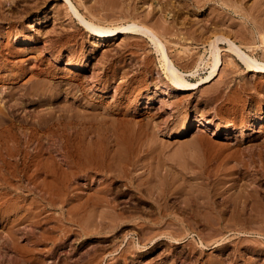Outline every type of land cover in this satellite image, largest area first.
<instances>
[{
    "label": "rangeland",
    "instance_id": "374dc122",
    "mask_svg": "<svg viewBox=\"0 0 264 264\" xmlns=\"http://www.w3.org/2000/svg\"><path fill=\"white\" fill-rule=\"evenodd\" d=\"M81 1L71 0L78 13V16L75 17L76 14L73 15L74 12L72 14L69 5L64 0H0V15L2 17H0V32L6 31L9 33L11 31L9 37L0 36V43H4L3 46L5 47L0 51V59H4L8 49L13 51V57L8 60V68L11 69L12 67V74L19 75V79L17 78L14 81L15 83L0 82V122L4 124L6 122L8 124H5L6 126L11 125L12 127L13 125L14 127L15 125L14 128L16 129L12 128L20 135L21 148L23 151L33 154L31 166L26 168V173L25 170L24 172L19 171V180L14 183V186L0 187V194H3L4 199L7 201L6 204L2 205V209H6V213L0 212V264H60L59 258L61 257L67 259L66 261L74 260L75 257L82 261L88 258L89 254H93V249L97 254H105V257L102 256L101 264H107L109 261L113 264H124L123 260H118L119 256L116 253H119L122 247H129L127 239L132 240V238L141 236L139 230H141L142 223L143 225L144 222L148 221L152 223L159 218L163 220L160 231L169 232L173 239L166 237L160 240L158 239L160 235L156 236L151 243L147 244L146 250H149L146 252L137 255L127 253V264L128 262H130L129 264H149L151 261L155 264H183V261L184 264L186 261L188 262L186 264H194L197 261V256L201 258L199 264L202 262V264H210L211 260V263L214 264L217 259L223 260V264H264V75L249 71L246 65L237 60L236 57L234 58L239 65L233 66L234 63L231 64L230 57L223 56V65L219 74L212 81L201 84V80L209 75L211 71L210 46H200L199 51H193L198 57L194 55L195 58L192 60L191 58L181 57L183 54L179 51L186 49V47L182 49L183 46H181L171 51L176 64L179 61L178 67L187 75L196 70L197 72L186 77L189 83L194 84L195 89L180 90L170 80L160 53L155 51L154 45L148 39L142 40L138 36L118 34L105 41H98L99 36L90 31L88 32L84 24L79 21L80 19H77L81 16L85 21L101 27H115L126 24L130 19L128 9L125 10L128 7L127 0L124 1L123 6L119 5L118 0ZM235 1L244 9L243 12L246 11L245 14L251 15L249 18L255 17V15L254 17L252 15L257 9L258 0ZM174 2L176 4L179 1L175 0ZM120 6L124 8L126 13ZM122 11L123 14H121ZM207 12L187 11L183 13L181 18L183 20L188 18L192 23L196 20L203 23V20L206 22ZM217 12L219 11L216 10ZM2 13H6L5 18ZM39 14V18H36ZM204 17L206 18L204 19ZM261 17L264 19V14ZM169 18L170 16H168V20ZM227 18H229L227 24L232 23L231 26H223L225 31H230V34L232 32L233 36L237 34L238 43L242 42V44L250 46L254 44L253 48L258 47L256 50L257 58L259 61L264 62V44H262L264 42L262 41L264 40V31L262 30L264 29L257 32L253 28V24H245L244 19L234 13L232 14L231 10L227 14ZM233 22H238L239 25ZM253 22L255 23V18ZM255 25H257V22ZM262 27L264 28V24ZM59 36H62L61 39ZM261 37H263L262 40ZM50 41L55 43L52 44ZM221 46L220 51L223 50V54L227 46ZM192 47L194 46H189L190 53L191 50H194ZM74 55L77 58L72 57ZM177 55L178 60L175 59ZM199 58H202L203 61ZM71 62L78 65L82 64L83 69L72 68L69 65L73 64ZM189 63L191 66H189ZM186 64L188 67H186ZM183 65L185 66L183 67ZM182 67L183 69H181ZM4 75H8V72ZM256 78L260 89L258 88L256 92V89L252 90L250 88L252 90V93H250L248 87L254 85L255 82L257 83ZM40 81H43L42 86L45 85L43 86L45 89L41 88L39 91H43L45 94L51 93L52 97L45 102L41 101L42 95L31 94L29 89L35 85H41ZM104 82L107 84L104 85ZM8 87L12 89V98L5 95L10 90ZM27 90L28 94L25 93ZM60 105L65 108H62V110ZM67 106L70 112L66 109ZM90 106L92 109H90ZM81 109L84 110V113L81 112ZM94 109L98 110L101 115H98ZM99 109H102L105 115ZM87 110L89 112L94 110L95 112L88 114ZM48 111H51L53 118H58L56 115L62 116L64 121L62 117L59 118L63 122L69 118L68 123L65 122L67 126H64V123L59 119L58 121L54 120L53 123L51 122L50 127L47 126L46 130L45 125L39 121L38 115ZM65 112H69L68 115ZM76 112H80V116H83L82 120L81 117L80 120H77L79 113L77 115ZM62 113H65V115L63 116ZM126 113L127 117L125 116ZM91 114L94 115L95 120L91 117ZM95 115H98V118ZM11 121L14 123L12 124ZM125 122L126 126H124ZM187 123L190 124L191 128L189 134L178 137L179 130ZM131 124H136L135 128ZM29 125L34 130L32 131L35 138L38 139H34L33 144L27 147L23 142L27 138L25 132L30 131L28 128L26 129ZM60 126L66 131L61 130ZM22 128L26 129L25 132L22 131ZM57 129L64 138L59 135ZM53 130H56L54 133L56 132L58 135H53ZM98 132L101 134H98ZM111 134L112 137L114 135L113 140ZM57 136L62 138L60 139ZM110 137L111 139H109ZM75 140H77L76 144ZM102 141L106 150L102 147ZM62 142L70 145V147L66 148L68 146ZM83 142H86V144ZM71 145L77 146L78 149L76 147L74 149ZM35 147L37 150L35 149L34 152ZM94 147L96 150H93ZM116 147L117 149H115ZM77 151L78 153H76ZM91 151L98 152V154ZM79 152L82 154L80 157ZM111 152L114 153V156ZM103 154L105 157H103ZM69 155L70 157H67ZM92 155L96 158H90ZM120 155L122 156L120 157ZM72 156L73 158H71ZM128 156H130L129 159ZM133 156L135 162L132 159ZM43 157L46 158L44 161L45 166L42 165L40 170H35L36 163L41 162ZM74 157L76 158L74 159ZM113 158L118 159L114 160ZM21 159L18 158V162H21ZM91 159L94 160L93 163L98 161V163L101 162L103 165L110 166L109 171L106 169L107 171L102 172V169L99 173V171H95L96 169L93 166L90 167V170L85 163H90ZM66 161L68 162L66 163ZM74 161L76 162L74 163ZM58 163L60 164L58 165ZM68 163H70L69 168ZM128 163L131 165L133 163V165L130 166ZM115 164L119 166L116 167ZM78 165L83 167L80 168ZM118 168L120 169L118 170ZM69 169L73 170L70 171ZM119 171H122L123 174ZM51 172H54L53 175ZM108 172L112 176L108 175ZM119 173L121 176L123 175L122 179L119 178ZM58 174L62 175L63 178ZM124 175L127 177L125 178ZM30 176L33 177L34 182H38L37 185L29 181ZM55 177L60 178L57 183L61 182V187L63 185H74L67 192L68 197L70 195L73 199L79 191L86 193L89 190L92 193L98 184L97 187L100 189L101 187H103L102 189L109 188L107 197L111 199L115 197L117 202H114V204H117L115 208L118 209H115V213H119V211L120 214L125 213V216L122 215L124 219L126 216H132V221L128 222L126 220L125 222L132 225L131 227L124 230L118 228L114 231L113 234L118 236L115 237L116 239L114 238V243L112 242L114 250L112 249L113 246L111 249L103 247V243L106 242L103 241V237L101 239V236L108 234L105 233V235L92 236L93 239H86L85 244L80 245L79 249L75 245H69V249L68 246L64 245L63 249L56 247L58 250L54 249L55 254L52 253L53 256L47 251H41L39 255L36 254L35 256L30 254L29 249L34 243H36V247L40 246L39 249H47L46 247L43 248V245L37 241L40 236L39 231L43 232V229H47V226L45 228L44 226L33 228L32 224L28 225L27 220L35 218V216L60 218L62 215L68 214L66 209L69 208V204L65 201L66 206L63 199L66 189L64 190V187L62 189L57 183H51L53 185L50 184V186L39 184V180L41 181L43 178L50 181ZM115 178L118 182H115ZM133 188L136 190H132ZM60 191L62 192L60 193ZM110 191L112 194H110ZM80 192L78 195H81ZM12 198H16L19 207L17 219L20 218V222L17 226H14L11 222L15 218L13 214L16 215V211H11ZM51 198L53 202L49 200ZM61 200L62 202L59 203ZM48 202L54 207L49 206ZM156 209L161 211L159 212ZM68 216L70 215L68 214ZM164 223H169V225L167 226ZM31 225L32 227H30ZM35 231H38L39 234ZM33 235L38 236V238L35 239L36 237ZM27 236L30 238H27ZM96 238L100 240L97 241ZM12 240L16 241L15 244H17L11 245ZM156 241L157 246L151 249L150 247ZM96 243L98 244L96 245ZM107 244L111 243L108 241ZM101 246L105 249H103L104 251H102ZM26 247L27 249H25ZM16 249L19 250L16 251ZM71 249L75 252H72ZM193 249L195 253H191L189 258V251ZM21 250L28 251V253L25 252L27 255L30 254L28 258L25 253L20 252ZM106 253L109 255L106 256ZM160 253L161 255H159ZM131 256L133 259L131 258V261H129ZM32 257H35V259L38 257L37 260H33L35 263H32Z\"/></svg>",
    "mask_w": 264,
    "mask_h": 264
},
{
    "label": "bare ground",
    "instance_id": "6f19581e",
    "mask_svg": "<svg viewBox=\"0 0 264 264\" xmlns=\"http://www.w3.org/2000/svg\"><path fill=\"white\" fill-rule=\"evenodd\" d=\"M68 5H69V7H70V9H71V12H72V14H73V12H74V14L73 15H75L76 14V16L75 17H77L78 16V13H77V11L75 10V6H73V4H72V2H71V0H64ZM79 1V0H78ZM81 1V0H80ZM83 1V0H82ZM81 1V2H82ZM86 1V0H85ZM115 1V0H114ZM117 1V0H116ZM124 1H126V0H118V2H119V5H121V6H123L124 5ZM175 1V0H174ZM173 0H127L126 1V3L128 4H125V5H127L128 7L125 9V10H127L128 9V13H129V16H130V19H129V21H128V19H127V21H128V23H126V24H122V25H119V26H115V27H108V26H106V27H101V26H99V25H96V24H92V23H89V22H87V21H85L81 16L80 17H78L77 19L80 21V22H82V24H84V26H85V28H87L88 29V32L90 31V32H92V33H94V34H96L97 36H99L98 37V41H105L106 39H110V38H112V37H115L116 35H118V34H125V35H133V36H138V37H140V38H142V40L144 39V40H146V39H148V41H150L153 45H154V47H155V51H157V53H160V55H161V58H162V62H164V65H165V70L167 71V73H168V76H169V78H170V80L172 81V83L174 84V85H176L180 90H184V89H187V90H189V89H195V86H194V84H191V83H189L188 81H187V79H186V77L187 76H189V75H193L195 72H197V70L196 71H193V72H191L189 75H187V74H185L183 71H181L180 70V67H178V65L177 64H180L179 63V61H177L178 59V55H177V57H175V59H177L176 61L178 62L177 64H176V62H175V60L173 59V56L171 55V51L172 50H174V48H176V47H181V46H183L182 47V49H184V47H186V49H184V50H182V51H179V53H181L182 52V58H191V60L193 59V58H195L194 57V55L196 56L197 54L196 53H193V51H195V50H197V51H199V47L200 46H203V47H205V46H207V45H209L210 47V49H211V57H212V63H211V71L209 72V75H207L205 78H203L201 81H202V83L201 84H205V83H208V82H210V81H212L218 74H219V71H220V68H221V66L223 65V60H222V58H223V56L224 57H227V56H229L230 57V61L232 62L231 64H233L234 63V65L233 66H236V64H238L239 65V63L236 61V59L237 60H239V61H241V62H243L245 65H246V67L249 69V71H252V72H254V73H257V74H262V75H264V62H262V60H258V58H257V53H256V50L258 49V47L256 48V46H255V48H253V45L252 46H250V45H245V44H242V42H240V43H238V37H237V34H236V36L234 35H232V32H231V34L228 32V30H226L225 31V28H223V26L224 25H230L231 26V23H229V24H227V22H228V19L229 18H227V14L230 12V10H231V12H232V14L234 13V14H236L237 16H240V17H242L243 19H244V22H245V24H253V28L254 29H256L257 30V32L258 31H261L262 29H264L262 26H263V24H264V19H263V17H261V16H263V14H264V0H258L257 1V5H256V7H257V9L255 10V13L252 15L253 17H254V15H255V23L253 22L254 21V18H249L250 16H248L247 15V13L245 14V12H243V10L244 9H242L241 8V6H239V4H237L236 2L237 1H235V0H177V2L179 3H176L175 4V2H174ZM97 2V1H96ZM118 2H116L117 4H118ZM239 2V1H238ZM86 3V2H85ZM114 4V3H113ZM116 4V5H117ZM66 6V5H65ZM118 6V5H117ZM120 6V8H123V7H121ZM116 7V6H115ZM243 7V6H242ZM255 9V8H254ZM68 10V9H67ZM124 10V8H123V11H125ZM216 10H218L219 12H217L216 13ZM2 11V10H1ZM123 11H122V13L121 14H123ZM187 11H202V12H206V11H210L209 13L207 12V18L206 17H204V19L206 20V22H204V20H203V23L200 21H198V20H196V22H194V23H192V21H189L190 19H188L187 18V20H183L181 17H182V15H183V13L184 12H187ZM3 12V11H2ZM118 12V11H117ZM68 13V12H67ZM67 13H65L66 15H67ZM125 13H126V11H125ZM3 14V13H2ZM6 14V13H5ZM5 14H3L4 15V18H5ZM251 14V13H250ZM2 15V16H3ZM124 15H126V14H124ZM7 16V15H6ZM39 16H40V14L36 17V18H39ZM127 16V15H126ZM125 16V17H126ZM168 16H170V18H169V20H168ZM0 17H1V15H0ZM70 17V16H69ZM84 17V16H83ZM121 17H123V16H121ZM124 17V18H125ZM2 18V17H1ZM1 18H0V20H1ZM7 18V17H6ZM11 18V17H10ZM9 18V19H10ZM128 18V17H127ZM184 18V17H183ZM70 19V18H69ZM185 19V18H184ZM71 20V19H70ZM10 21V20H9ZM126 21V22H127ZM12 22V21H11ZM256 22H257V25H255L256 24ZM121 23V22H120ZM234 24H236V23H238V22H233ZM241 23V22H240ZM234 24H232V25H234ZM194 25H196L195 27H194ZM238 25H239V23H238ZM110 26V25H109ZM235 26H237V25H235ZM247 26V25H246ZM260 26V27H259ZM9 27H11V26H9ZM241 27V26H240ZM259 27V28H258ZM239 28V27H238ZM245 28V27H244ZM224 29V30H223ZM239 30H240V28H239ZM10 31V30H9ZM87 31V30H86ZM262 31H264V30H262ZM3 32H5V33H3ZM3 32H0V36H4V37H9V33L11 32H9V33H7L6 31H3ZM63 32V31H62ZM60 33H61V31H60ZM57 34V33H56ZM261 34V33H260ZM95 35V36H96ZM68 36H69V34H68ZM57 37V36H56ZM62 37V36H61ZM61 37L59 36V38L61 39ZM260 37V36H259ZM264 37V36H263ZM263 37H261V40H262V38ZM69 39H71L70 37H69ZM260 39V38H259ZM264 39V38H263ZM260 40V41H261ZM55 41V40H54ZM57 41H59V40H57ZM56 41V42H57ZM256 41V40H255ZM262 41H264V40H262ZM262 41H261V43H262ZM50 42H52V41H50ZM2 43V42H1ZM0 43V51L3 49V48H5L3 45H4V43H2L1 44ZM55 43V42H54ZM53 42H52V44H54ZM262 44H264V42L262 43ZM221 45H226L227 46V49H225L224 51H225V53H223L222 54V51H220L221 50V48H222V46ZM189 46H194V47H192V49H194V50H191V53H190V50H189ZM8 47V46H7ZM188 47V48H187ZM191 48V47H190ZM75 49V48H74ZM179 49V48H178ZM262 49V48H261ZM5 50V49H4ZM72 50V49H71ZM71 50H69V51H71ZM177 51V50H176ZM74 52H76L75 50H74ZM73 52V53H74ZM263 52H264V50H263ZM71 53V52H70ZM77 53V52H76ZM72 54V53H71ZM75 54V53H74ZM173 54V53H172ZM264 54V53H263ZM3 55V54H2ZM13 55H14V52L13 51H11L10 49H8V51L5 53V57H4V59H0V82H14L17 78L19 79V75L18 76H16L15 74H12V67H11V69L10 68H8L9 66H8V60L10 59V58H12L13 57ZM70 55V54H69ZM71 56V55H70ZM78 56V55H77ZM174 56H175V54H174ZM72 57H74V58H77V57H75V55L74 56H72ZM197 57H198V55H197ZM201 57V56H200ZM234 57H236V59L234 58ZM263 57H264V55H263ZM1 58V57H0ZM71 58V57H70ZM69 58V59H70ZM181 58V59H182ZM202 59V58H201ZM200 58H199V60H201ZM225 59V58H224ZM263 59V58H262ZM73 61H74V59H72ZM71 60V61H72ZM79 60V59H78ZM197 60V59H196ZM196 60H194V61H196ZM75 61H77V59H75ZM184 61V60H183ZM201 61H203V60H201ZM229 61V62H230ZM186 62V61H185ZM226 62V61H225ZM71 63H73V64H69V65H71V67L72 68H74V69H80V70H82L83 68V66H82V64H75L74 62H71ZM195 63V62H194ZM184 64V63H183ZM197 64V63H196ZM187 65V64H186ZM193 65V64H192ZM11 66V65H10ZM181 66H182V60H181ZM185 65H183V67H184ZM189 66H191L190 65V63H189ZM183 67L181 68V69H183ZM186 67H188V65L186 66ZM185 67V68H186ZM238 67V66H237ZM142 68V67H141ZM184 68V69H185ZM190 68H192V67H190ZM187 69V68H186ZM194 69H195V67H194ZM191 70V69H190ZM189 71V70H188ZM8 72V75H4L5 73H7ZM105 72V71H104ZM4 73V74H3ZM14 73V72H13ZM16 73V72H15ZM18 74V73H17ZM101 75V74H100ZM105 76V75H104ZM99 78H101V77H99ZM99 80H101V79H99ZM105 80V79H104ZM256 81H257V78H256ZM41 82V85H35L33 88H29L30 89V93L31 94H35V95H39V96H41L42 95V98H41V101H43V102H45V101H48V100H50V98H52L51 97V93H49V94H45L43 91H39L41 88H43V86H45V85H43L42 86V83H43V81H40ZM39 82V83H40ZM98 82V81H97ZM260 82V81H259ZM15 83V82H14ZM105 83V82H104ZM38 84V83H37ZM107 83H105L104 85H106ZM101 85H102V83H101ZM103 85V86H104ZM125 85V84H124ZM200 85V84H199ZM11 86V85H10ZM13 86H14V84H13ZM40 86H42V87H40ZM128 86V85H127ZM249 86H250V84H249ZM32 87V86H31ZM84 87V86H83ZM243 87H246V86H243ZM262 88H263V86H261ZM9 88V87H8ZM13 88V87H12ZM81 88V87H80ZM79 88V89H80ZM247 88V87H246ZM249 88V90H250V88L253 90H255L256 89V92H257V89L259 88V84H258V81H257V83L255 82L254 83V85H251V87H248ZM261 88V89H262ZM10 89V88H9ZM32 89V90H31ZM43 89H45V88H43ZM245 89V88H244ZM260 89V88H259ZM14 90V89H13ZM80 90H82V89H80ZM248 90V89H247ZM252 90H250L251 92L250 93H252ZM46 91V90H45ZM48 91V90H47ZM83 91H85L84 89H83ZM260 91V90H259ZM258 91V92H259ZM49 92V91H48ZM48 92H46V93H48ZM53 92V91H52ZM86 92V91H85ZM25 93H29L28 92V90L25 92ZM80 93H82L81 91H80ZM253 93H254V91H253ZM55 94V93H54ZM6 96H8V98L10 97V98H12V96H13V92H12V89H10V90H8V92L5 94ZM84 97H85V95H83ZM83 97V98H84ZM54 98H55V96H54ZM52 101H53V99H51ZM97 103V102H96ZM62 105H63V103H62ZM62 105H60L61 106V109L62 108H65V107H63ZM96 105V104H95ZM99 105V104H98ZM56 106H57V104H56ZM92 106V105H91ZM90 106V109H92V107ZM101 107V106H100ZM104 107V106H103ZM93 108H94V105H93ZM96 108H98V107H96ZM60 109V110H61ZM66 109H68V106H67V108ZM63 110V109H62ZM86 110V109H85ZM95 110V109H94ZM90 111V112H92V113H94L95 111ZM100 110V109H99ZM105 110V109H104ZM68 111L70 112V110L68 109ZM88 111V114L90 113L89 112V110H87ZM100 111H102V109L100 110ZM51 112V111H50ZM49 111L47 112V113H43V114H39L38 115V117H39V121H41L42 122V124H44L45 125V127L44 128H46L47 126H48V128L50 127V124H51V122L53 123V121L55 120H59L61 117H60V115L58 116V115H56V117H58V118H53L52 117V115H51V113H50ZM64 112V111H63ZM69 112H67V113H69ZM81 112H83L84 113V110H82L81 109ZM97 112V114L98 115H101V114H99L98 113V110L96 111ZM103 112V111H102ZM106 112H108V111H106ZM66 113V112H65ZM65 113H62L63 114V116L65 115ZM66 113V114H67ZM73 113H75V112H73ZM77 113V112H76ZM79 113V116H78V119L77 120H80V117H81V120L83 119L82 117L83 116H80V112H78ZM78 113H77V115H78ZM86 114V113H85ZM103 114H104V112H103ZM102 114V115H103ZM106 114H108V113H106ZM129 114V113H128ZM55 114L53 113V116H54ZM68 115V114H67ZM70 115V114H69ZM74 115V114H73ZM77 115L75 116L76 118H77ZM92 115V116H91ZM90 116L91 117H93L94 118V115L93 114H91ZM97 115V116H98ZM105 115V114H104ZM103 115V116H104ZM127 115V113L125 114V116ZM71 116V115H70ZM85 117H86V115H84ZM89 116V118H91ZM96 116V115H95ZM96 116V117H97ZM131 117H132V114L130 115ZM37 117V118H38ZM60 117V118H59ZM66 117V116H65ZM64 117V118H65ZM69 117V116H68ZM87 117H88V115H87ZM105 117V116H104ZM123 117H124V115H123ZM127 117V116H126ZM67 118V117H66ZM65 118V119H66ZM98 118V117H97ZM96 118V119H97ZM101 118V117H100ZM128 118H129V116H128ZM62 119H63V117H62ZM69 118H67L66 119V121L65 122H67V120H68ZM73 119H74V117H73ZM125 119V118H124ZM71 120V119H70ZM70 120H69V122H70ZM84 120H87V119H84ZM83 120V121H84ZM92 120V119H91ZM94 120H95V118H94ZM2 121V120H1ZM60 121H62L61 119H60ZM59 121V122H60ZM63 121H64V119H63ZM62 121V122H63ZM121 121H122V119H121ZM131 121V120H130ZM130 121H128V122H130ZM12 122V121H11ZM40 122V123H41ZM65 122H63L64 123V126L66 125L67 126V124H65ZM127 122V121H126ZM126 122H125V125L124 126H126ZM137 122V121H136ZM2 122H0V187H2V186H4V188H5V186H9V187H13L14 186V183H16L19 179H18V173H19V171L21 172V171H23L24 172V170H25V173L27 172L26 171V168H29L30 166H31V162H32V158H33V154H31V152H27V151H23V149L21 148V139H20V135L14 130V129H16V128H14L15 127V125H14V127H13V125H12V127L14 128H12L11 127V125H9V126H6V125H8V124H6V122H5V124L4 123H2ZM14 122H12V124H13ZM28 123H31V122H28ZM68 123V122H67ZM83 123V122H82ZM81 123V124H82ZM11 124V123H10ZM61 125H62V123H60ZM84 124V123H83ZM124 124V123H123ZM128 124V123H127ZM201 125H202V123H200ZM31 125V124H30ZM30 125H29V127H26V129L28 128L30 131H27V132H25V130L22 128V131H24L25 132V135H27V138L24 140V144H26V146L27 147H29V146H31L32 144H33V140L34 139H36L35 138V135H34V130H33V128L32 127H30ZM134 125V124H133ZM132 124H131V126H133ZM21 126V125H20ZM25 126V125H24ZM23 126V127H24ZM53 126V125H52ZM55 126H56V124H55ZM59 126V125H58ZM63 126V125H62ZM62 126H60V128L62 127ZM130 126V125H129ZM135 126H136V124L133 126L134 128H135ZM138 126V125H137ZM22 127V126H21ZM20 127V128H21ZM140 127V126H139ZM53 128V127H52ZM56 128H58V127H56ZM59 128V129H60ZM67 128V127H66ZM62 129H64V128H61V130ZM33 130V131H32ZM46 130H47V128H46ZM52 130V129H51ZM65 131H66V129H64ZM75 130H76V128H75ZM190 130H191V128H190V124L189 123H187V124H185L183 127H181V129L179 130V132H178V137H184V136H187L188 134H189V132H190ZM54 131H56V130H53V135L55 134H57L58 135V133H54ZM57 131H59L58 129H57ZM52 132V131H51ZM50 132V133H51ZM81 132V131H80ZM82 133V132H81ZM100 132H98V134H99ZM64 135L66 134V133H63ZM86 134V133H85ZM84 134V135H85ZM101 134V133H100ZM113 134H116V133H113ZM59 135H61V133H60V131H59ZM81 135V134H80ZM62 137H63V135H61ZM67 136H68V134H67ZM79 136V135H78ZM99 136V135H98ZM97 136V137H98ZM57 137H60V136H57ZM62 137H60V139L62 138ZM77 137V136H76ZM83 137V136H82ZM101 137H102V135H101ZM100 137V138H101ZM109 137V136H108ZM111 137H112V134H111ZM111 137L109 138V139H111ZM64 138V137H63ZM75 138V137H74ZM80 138V137H79ZM99 138V139H100ZM113 138H114V135H113V137H112V140H113ZM38 139V138H37ZM66 139H67V137H66ZM75 139H77V138H75ZM85 139V138H84ZM117 140H118V138H116ZM88 140V139H87ZM96 140V139H95ZM100 140H102V139H100ZM63 141V140H62ZM76 141L77 140H75V144H76ZM78 141H79V139H78ZM93 141V140H92ZM97 141V140H96ZM106 141H107V139L105 140V145H106ZM109 141V140H108ZM119 141V140H118ZM118 141H116V142H118ZM87 142V141H86ZM86 142H83V143H85L86 144ZM94 142V141H93ZM110 142H112V141H110ZM121 142V141H120ZM119 142V143H120ZM39 143V142H38ZM63 143V142H62ZM67 143V142H66ZM78 143V142H77ZM81 143V142H80ZM99 143V142H98ZM108 143V142H107ZM115 143V142H114ZM37 144V143H36ZM64 144V143H63ZM73 144V143H72ZM82 144V143H81ZM89 144V143H88ZM101 144V143H100ZM102 144H103V141H102ZM122 144V143H121ZM121 144H119V145H121ZM40 145H41V142H40ZM64 145H67V144H64ZM97 145H99V144H97ZM96 145V146H97ZM104 144L102 145V147L104 148V146H105ZM37 147H38V144L36 145ZM62 146V145H61ZM68 147H66V148H69L70 147V145H67ZM72 146V145H71ZM95 146V147H96ZM100 146V145H99ZM98 146V147H99ZM108 146V145H107ZM39 147H41V146H39ZM73 148L74 147H76L77 148V146H72ZM81 147V146H80ZM85 147V146H84ZM86 147H87V145H86ZM95 147H94V149L93 150H96L95 149ZM98 147H97V149H98ZM65 148V147H64ZM72 148V149H73ZM82 149H84L83 147H81ZM92 148H93V146H92ZM103 148H101V150H103ZM110 148H111V146H110ZM36 149V147L34 148V152L37 150H35ZM43 149V148H42ZM71 149V148H70ZM69 149V150H70ZM75 149V148H74ZM73 149V150H74ZM78 149V148H77ZM105 149V148H104ZM115 149H117V147L115 148ZM119 149H120V147H119ZM25 150V149H24ZM40 150V149H39ZM66 150V149H65ZM68 150V149H67ZM66 150V151H67ZM89 150V149H88ZM101 150H99V151H101ZM106 150V149H105ZM111 150V149H110ZM114 150V149H113ZM65 151V152H66ZM76 151V150H75ZM81 151V150H80ZM86 151V150H85ZM108 151H109V149H108ZM108 151H106V152H108ZM116 151H118V150H116ZM39 152V151H38ZM41 152V151H40ZM65 152H64V154H65ZM70 152V151H69ZM71 152H72V150H71ZM70 152V153H71ZM84 152V151H83ZM92 152V151H91ZM91 152H90V155H91ZM102 152V151H101ZM103 152H105L104 150H103ZM113 152H115V151H113ZM119 152H121V151H119ZM66 153H68V152H66ZM76 153H78V151L76 152ZM87 153H89V152H87ZM92 153H96V154H98V152H92ZM110 153V152H109ZM122 153V152H121ZM120 153V154H121ZM75 154V153H74ZM84 154H86V153H84ZM99 154H100V152H99ZM102 154V153H101ZM105 154V153H104ZM103 154V155H104ZM111 154L114 156V153H112L111 152ZM110 154V155H111ZM124 154H125V151H124ZM127 154H129V153H127ZM36 155V154H35ZM66 155V154H65ZM77 155V154H76ZM79 157L80 156H82V154H80V152H79ZM106 155V154H105ZM105 155L103 156V157H105ZM111 155V156H112ZM116 155V154H115ZM126 155V154H125ZM17 156H20V157H18V158H22L21 159V162H18L19 160H18V158H17ZM36 156H38V155H36ZM88 156V155H87ZM97 157H98V155H96ZM102 156V155H101ZM111 156H109V157H111ZM117 157H118V155H116ZM122 155H120V157H121ZM127 156V155H126ZM125 156V157H126ZM48 157V156H47ZM67 157H70V155L69 156H67ZM67 157H66V160H67ZM77 157V156H76ZM76 157H74V159L76 158ZM85 157H86V155H85ZM89 157V156H88ZM102 157V158H103ZM108 157V158H109ZM119 157V158H120ZM129 157L130 156H128V159H129ZM50 158V157H49ZM71 158H73V156L71 157ZM90 158H94L93 157V155H92V157H90ZM96 158V157H95ZM94 158V159H95ZM100 158V157H99ZM29 159H30V161H29ZM42 159V158H41ZM43 159H44V157H43ZM41 160V162H37L36 163V166H35V170H40L41 169V166L43 165V167L45 166V159L44 160ZM51 159H52V157H51ZM78 160H80L79 158H77ZM91 159V160H92ZM114 160H116V159H118V158H113ZM127 159V158H126ZM127 159V160H128ZM133 160H134V156H133V158H132ZM69 160V159H68ZM72 160V159H71ZM77 160V161H78ZM82 160H83V157H82ZM104 160H105V158H104ZM113 160V161H114ZM123 160V159H122ZM29 161V163L27 164V162ZM48 161V160H47ZM93 161L94 160H92V161H90V163H85V165H86V167H89V169H90V167H94L96 170L95 171H99V173L101 172V170L103 169V171L102 172H105V170L107 169H109L110 168V166H106V165H103V163H98V161L97 162H94L93 163ZM96 161V160H95ZM99 161H102V160H99ZM107 161V160H106ZM111 162H112V160H110ZM119 161V160H118ZM136 160H134V162H135ZM68 161H66V163H67ZM73 162V161H72ZM76 161H74V163H75ZM87 162H88V159H87ZM103 162V161H102ZM121 162H123V161H121ZM126 162V161H125ZM128 162V161H127ZM130 162V161H129ZM132 162V161H131ZM80 163V162H79ZM116 163V162H115ZM119 163V162H118ZM60 163H58V165H59ZM106 164V163H105ZM109 164V163H108ZM119 164H123V163H119ZM128 164H130V163H128ZM136 164V163H135ZM57 165V166H58ZM72 165V164H71ZM76 165H77V163H76ZM75 165V166H76ZM80 165V164H79ZM78 165V166H79ZM83 165V164H82ZM115 165H117L116 167H118L119 165L118 164H115ZM132 165H133V163H132ZM131 164H130V166H132ZM74 166V165H73ZM112 166H113V164H112ZM121 166V165H120ZM126 166V165H125ZM129 166V167H130ZM55 167V166H54ZM62 167V166H61ZM70 167V163H68V168ZM80 167V166H79ZM83 167V166H82ZM82 167H80V168H82ZM127 167V166H126ZM57 168V167H56ZM56 168H53V169H56ZM67 168V169H68ZM71 168H72V166H71ZM85 168V167H84ZM121 168V167H120ZM120 168H118V170L120 169ZM123 168V167H122ZM50 169V168H49ZM52 169V170H53ZM59 169H61L60 167H59ZM58 169V170H59ZM117 169V168H116ZM127 169H128V167H127ZM43 170V169H42ZM48 170V169H47ZM46 170V171H47ZM62 170H64V169H62ZM66 170V169H65ZM70 170V169H69ZM73 170V169H72ZM72 170H70V171H72ZM83 170V169H82ZM82 170H80L81 171V173H82ZM88 170V169H87ZM91 170V169H90ZM106 170V171H107ZM114 171H115V169H113ZM123 170V169H122ZM49 171V170H48ZM51 171V170H50ZM109 171V170H108ZM55 172H57L56 170H55ZM112 172V171H111ZM120 172V171H119ZM122 172V171H121ZM120 172V173H121ZM49 173V172H48ZM52 173H54V172H51V174ZM58 173H60V172H58ZM62 173V172H61ZM65 173V172H64ZM63 173V174H64ZM67 173V172H66ZM74 173H75V171H74ZM74 173L72 172V174L74 175ZM79 173V172H78ZM84 173H85V171H84ZM87 173V172H86ZM97 173V172H96ZM99 173H97V174H99ZM109 173V172H108ZM107 173V174H108ZM120 173H119V175H120ZM68 174V173H67ZM83 174V173H82ZM106 174V175H107ZM116 174V173H115ZM122 174H123V172H122ZM49 175V174H48ZM53 175V174H52ZM57 175V174H56ZM59 175V174H58ZM65 175V174H64ZM105 175V174H104ZM108 175H111V173H109ZM117 175H118V173H117ZM49 176H51V175H49ZM55 176V175H54ZM59 176H61V178H63L62 177V175H59ZM67 176V175H66ZM84 176H86V174H84ZM88 176V175H87ZM112 176V175H111ZM123 176V175H122ZM121 175H120V177L119 178H121L122 177ZM125 176V175H124ZM71 177V176H70ZM74 177V176H73ZM72 177V178H73ZM107 177V176H106ZM110 177V176H109ZM118 177V176H117ZM127 176H125V178H126ZM48 178V177H47ZM68 178V177H67ZM71 178V179H72ZM88 178H89V176H88ZM87 178V179H88ZM131 178V177H130ZM33 177H29V181L31 182H33V183H35L36 185L38 184V182L36 183V182H34L33 180ZM65 179V178H64ZM70 179V178H69ZM77 179V178H76ZM90 179V178H89ZM88 179V180H89ZM110 179V178H109ZM114 179V178H113ZM122 179V178H121ZM121 179H119V180H121ZM132 179V178H131ZM130 179V180H131ZM48 180V179H47ZM46 180V178L44 179L43 178V180H39V184L40 185H45V186H50V184L51 183H57L58 182V180H60V178L59 177H55L54 179H50V181H47ZM66 181H67V179H66ZM72 181V180H71ZM74 181V180H73ZM114 181V180H113ZM123 181V180H122ZM68 182V181H67ZM70 182V181H69ZM110 182V181H109ZM115 182H118V181H116V178H115ZM130 182V181H129ZM60 183L61 182H59V183H57V184H59V186H60ZM114 183V182H113ZM133 183H135L134 181H133ZM142 183V182H141ZM56 184V185H57ZM62 184V183H61ZM65 184V183H64ZM67 184V183H66ZM117 184V183H116ZM139 184V183H138ZM147 184V183H146ZM149 184V183H148ZM51 185H53V184H51ZM72 185V184H71ZM99 185V184H98ZM97 185V186H98ZM101 185V184H100ZM122 185V184H121ZM128 185H130V184H128ZM134 185V184H133ZM137 185V184H136ZM73 187H74V185H72ZM72 186H68V185H63V187H64V190L66 189V194L64 195V203H65V201L67 202V204H69V208H67L66 209V212L70 215V216H68V214H65L64 216L62 215L60 218H58L57 216V218H48V217H46V218H40V217H37V216H35V218H32V219H29V220H27L28 221V225L29 224H32L33 225V228L35 227V226H37V227H39V226H44V228L47 226V229H43V232H41V231H39L40 232V236H39V238H38V236L36 237L35 235H33V236H35L36 238L35 239H37V241H39V243L41 244V245H43V248L44 247H46L47 249L46 250H44V249H42V248H40L39 249V247H36V243H34V245L31 247V249H29L30 250V254H33V256H35L36 254H38L39 255V253L41 252V251H47L48 253H50L52 256H53V254L52 253H54V249L56 248V247H59V249L61 248V249H63V246L64 245H66V246H68V249H69V247L72 245V246H74L75 245V247H78V249H79V247H80V245H84L85 244V240L86 239H93V237H95V236H100V235H102V234H104L105 235V233H108V234H106L105 236H101V239H102V237H103V241L104 242H106L105 244L103 243V247L104 248H106V249H111V247L114 245L113 243V241L116 239L115 237H118V236H115V234H113L114 233V231L116 230V229H118V228H121L122 230H124V229H127V228H129V227H131L132 225H130L129 223H125L126 222V220L129 222V221H132V216L129 218L128 216H126L125 217V219L123 218V216L122 215H124V214H120L121 212L119 211V213H115V209H117V208H115V205H117V204H114V202H116L115 200V197H114V201L109 197H107V194H108V190H109V188L108 189H102L103 187H101V189L99 188V187H97L96 186V188H98V189H96V188H94V189H92V190H94V191H92V193L91 192H89V190L88 191H86V193H82V192H80L81 193V195H78L79 194V192H78V194H77V196L75 195L74 196V198L75 199H73L72 197H70V195H69V197H68V194H67V192H69L70 190V187H71V189H72ZM107 186V185H106ZM109 186V185H108ZM111 186V185H110ZM115 186V185H114ZM117 186V185H116ZM118 186H119V184H118ZM138 186V185H137ZM150 186V185H149ZM53 187V186H52ZM51 187V188H52ZM61 187V186H60ZM59 187V188H60ZM63 187H61L62 189H63ZM120 187V186H119ZM134 187V186H133ZM147 188H149L148 186H146ZM142 188V187H141ZM144 188H145V185H144ZM74 189V188H73ZM75 189H76V186H75ZM90 189V190H91ZM135 188H133L132 190H134ZM146 189V188H145ZM58 190V189H57ZM85 190V189H84ZM136 190V189H135ZM139 190V189H138ZM137 190V191H138ZM142 191V190H141ZM143 191H146V190H143ZM149 191H150V189H149ZM148 190H147V192H149ZM62 191H60V193H61ZM73 192V191H72ZM140 192V191H139ZM56 193V192H55ZM58 193V192H57ZM56 193V194H57ZM77 193V192H76ZM115 193V192H114ZM113 193V194H114ZM120 193V192H119ZM119 193H118V196H119ZM160 193V192H159ZM158 193V194H159ZM73 194V193H72ZM75 194V193H74ZM110 194H112L111 193V191H110ZM121 194V193H120ZM123 194V193H122ZM124 194H125V192H124ZM147 194V193H146ZM58 196H60V195H58ZM63 196V195H62ZM111 196V195H110ZM158 196V195H157ZM112 197V196H111ZM116 197H117V195H116ZM120 197V196H119ZM56 198H57V196H56ZM61 199V198H60ZM62 199V200H63ZM12 205H11V211H13V212H15L16 211V215L15 214H13V216L15 217L14 219H12V221L11 222H13V225L14 226H17V225H19L18 224V222H20V218H19V220L17 219L18 217H17V212H18V204H17V200H16V198H12ZM49 200H51L52 201V198L51 199H49ZM57 200V199H56ZM58 200H59V198H58ZM62 200L61 201H59V203H61L62 202ZM48 201V200H47ZM69 201V202H68ZM74 201H76V202H74ZM3 202V203H2ZM53 202V201H52ZM54 202H55V200H54ZM58 202V201H57ZM56 202V203H57ZM2 203V204H1ZM7 203V201L4 199V196H3V194H0V212H2V213H6V209H2V205H4V204H6ZM49 203V206H52L51 204H50V202H48ZM71 203V204H70ZM117 203V202H116ZM63 204V203H62ZM66 204V203H65ZM67 204H66V206H67ZM16 205H17V207H16ZM59 205V204H58ZM61 205V204H60ZM52 207H54V206H52ZM61 207H62V205H61ZM158 207L160 208V206L158 205ZM63 208V207H62ZM62 210V209H61ZM63 210H64V208H63ZM62 210V211H63ZM118 210V209H117ZM126 210V209H125ZM156 210H158V209H156ZM159 211V210H158ZM157 211V212H158ZM161 211V210H160ZM159 211V212H160ZM61 212V211H60ZM118 212V211H117ZM63 213V212H62ZM62 213H60V214H62ZM123 213V212H122ZM160 214V213H159ZM261 214V213H260ZM38 215V214H37ZM125 216V215H124ZM257 216H258V214H257ZM32 217V216H31ZM29 218V217H28ZM27 218V219H28ZM26 220V219H25ZM142 222V221H141ZM131 223V222H130ZM136 223H138V222H136ZM162 223H163V220L162 219H158V220H154V222H144V225H143V223H142V226H141V230H139V232H141V234H139V235H141V236H138V238L136 237V238H132V240H130V238L129 239H127V244L129 245V247H122V249L120 250V252L119 253H116L117 254V256H119L118 257V260H123L124 262V264H127L126 263V259L128 258V256H127V253H129V254H131V255H137V254H142L141 252H146L147 250H149V249H147L146 250V247H147V244L148 243H151L152 241H153V238H155L156 236H158V235H160L159 237H158V239H160V240H162L163 238H169V239H173V237H172V235L169 233V232H167V233H164V232H161L160 230H161V228H162ZM26 224H27V222H26ZM133 224V223H132ZM139 224H141V223H139ZM165 225H169V223L167 224V223H164ZM32 225L30 226V227H32ZM135 226V225H134ZM36 228V227H35ZM39 228H41V227H39ZM157 229V230H156ZM30 230V229H29ZM34 230V229H33ZM32 230V231H33ZM41 230V229H40ZM120 230V229H119ZM26 231H28V230H26ZM31 231V232H32ZM18 232V231H17ZM35 232H37L38 234H39V232L38 231H35ZM28 233H30V232H28ZM111 233V234H110ZM30 234H33V233H30ZM30 236V235H29ZM29 236H27V238L29 237ZM73 236H74V238H73ZM93 236V237H92ZM90 237H92V238H90ZM124 237V236H123ZM30 238V237H29ZM73 238V239H72ZM115 238V239H114ZM70 239H72L71 240V242H69L68 243V241L70 240ZM95 239V238H94ZM121 239H122V237H121ZM126 239V238H125ZM33 242H34V240L33 239H31ZM96 240H97V238H96ZM100 240V239H99ZM99 240H97V241H99ZM37 241H35V242H37ZM109 241V243H111V244H107V242ZM119 241V240H118ZM118 241H116V242H118ZM16 242V241H15ZM15 242H14V240H12L11 241V245H16L15 244ZM33 242H32V244H33ZM113 242V243H112ZM116 242H115V246H116ZM31 243V242H30ZM39 243H37V244H39ZM32 244H30V245H32ZM98 243H96V245H97ZM157 241L150 247L151 249L154 247H156L157 246ZM10 245V246H11ZM48 245H50V246H48ZM70 245V246H69ZM102 245V244H101ZM105 245V246H104ZM100 246V245H99ZM98 246V247H99ZM12 247V246H11ZM36 247V248H35ZM42 247V246H41ZM65 247V246H64ZM84 247V246H83ZM96 246L94 245V248H95ZM14 248V247H13ZM15 248H17V247H15ZM18 248H21V247H18ZM30 248V247H29ZM72 248V247H71ZM85 248V247H84ZM89 248H91L90 246H89ZM89 248H88V250H89ZM104 248H102V246H101V249H102V251H104L105 249ZM25 249H27V247L25 248ZM57 249V248H56ZM67 249V248H66ZM83 249V248H82ZM92 249V248H91ZM90 249V250H91ZM104 249V250H103ZM113 250H114V246H113V248H112ZM19 250V249H18ZM17 249H16V251H18ZM58 250V249H57ZM64 250H65V248H64ZM63 250V251H64ZM72 250V249H71ZM87 250V249H86ZM96 250V249H95ZM98 250H100V249H98ZM27 251V250H26ZM26 251H20V252H23V253H25ZM67 251V250H66ZM81 251V250H80ZM83 251H85L84 249H83ZM82 251V252H83ZM107 251V250H106ZM119 251V250H118ZM195 250L193 249V250H190L189 251V254L188 255H190L191 253H195L194 252ZM68 252H69V250H68ZM72 252H75V251H73L72 250ZM82 252H80L81 254H82ZM88 252V251H87ZM91 252H92V250H91ZM27 253H28V251H27ZM27 253H25L26 255H27ZM46 253V252H45ZM58 253V252H57ZM80 253H79V255H80ZM84 253V252H83ZM100 253H101V251H100ZM109 253V252H108ZM114 253V254H115ZM199 253V252H198ZM30 254H28V255H30ZM55 254V253H54ZM59 254V253H58ZM61 254H64V253H61ZM67 255L69 254V253H66ZM65 254V255H66ZM76 254H78V253H76ZM86 254H88V253H86ZM99 254V253H98ZM96 252H94V249H93V254L91 253V255L89 254V257L88 258H86L85 260H82V261H79L78 260V258L76 259V257H75V259L72 261V260H70L69 258H68V260H70V261H66L64 258H59L60 259V264H101V260H103V257L102 256H104L105 254H103V255H101V254H99V255H101V256H99ZM201 254H202V252H201ZM24 255V254H23ZM25 255V256H26ZM28 255H27V258H28ZM42 255V254H41ZM79 255H78V257H79ZM84 255V254H83ZM109 254H107L106 253V256H108ZM159 255H161V253L159 254ZM194 255V254H193ZM192 255V256H193ZM196 255V254H195ZM51 256V257H52ZM60 256V255H59ZM82 256V255H81ZM115 257H116V255H114ZM186 256H187V254H186ZM238 256V255H237ZM102 257V258H101ZM105 257V256H104ZM112 257V256H111ZM138 257V256H137ZM136 257V258H137ZM191 257V255L189 256V258ZM198 258L196 259L197 261H196V263L194 262V264H199V259H201V258H199V256H197ZM67 258V257H66ZM80 258V257H79ZM82 258V257H81ZM113 258V257H112ZM131 258H132V256L130 257V260L129 261H131ZM213 258V257H212ZM37 259H38V257H37ZM37 259H35V257H32L31 258V261H32V263L34 262L33 260H37ZM109 259H110V257H109ZM108 259V260H109ZM133 259V258H132ZM193 259H194V257H193ZM209 259V258H208ZM217 259V258H216ZM215 259V260H216ZM40 260V259H39ZM156 260V259H155ZM154 260V261H155ZM185 260H186V258H185ZM195 260V259H194ZM211 260V259H210ZM30 261V262H31ZM40 261H42V260H40ZM40 261H38V262H40ZM112 261V260H111ZM191 261V260H190ZM209 261V260H208ZM212 261V260H211ZM211 261H210V264H213V263H211ZM223 261V260H222ZM222 261H221V259L220 260H218L217 259V261H216V263H214V264H223L222 263ZM107 262V261H106ZM213 262H215L214 260H213ZM35 263V262H34ZM37 263V262H36ZM103 263V262H102ZM108 263H111L110 261L108 262ZM107 263V264H108ZM130 262H128V264H129ZM148 263V262H147ZM186 263H188L187 261H186ZM185 263V264H186ZM201 263V262H200ZM203 263V262H202ZM201 263V264H202ZM207 263V262H206ZM39 264V263H38ZM40 264H43V263H40ZM111 264H113V263H111ZM149 264H155V263H153L152 261H151V263L149 262ZM157 264V263H156ZM182 264V263H181ZM183 264H184V261H183Z\"/></svg>",
    "mask_w": 264,
    "mask_h": 264
}]
</instances>
